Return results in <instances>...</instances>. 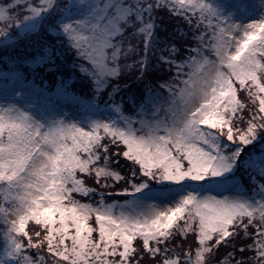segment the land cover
Returning <instances> with one entry per match:
<instances>
[{"label":"snow or ice","instance_id":"1","mask_svg":"<svg viewBox=\"0 0 264 264\" xmlns=\"http://www.w3.org/2000/svg\"><path fill=\"white\" fill-rule=\"evenodd\" d=\"M0 264H264V0H0Z\"/></svg>","mask_w":264,"mask_h":264},{"label":"rangeland","instance_id":"2","mask_svg":"<svg viewBox=\"0 0 264 264\" xmlns=\"http://www.w3.org/2000/svg\"><path fill=\"white\" fill-rule=\"evenodd\" d=\"M227 10L238 9L241 4L251 3L252 0H220Z\"/></svg>","mask_w":264,"mask_h":264},{"label":"trees","instance_id":"3","mask_svg":"<svg viewBox=\"0 0 264 264\" xmlns=\"http://www.w3.org/2000/svg\"><path fill=\"white\" fill-rule=\"evenodd\" d=\"M165 22H167V21L165 20ZM157 23L159 24V23H160V21L158 20V21H157ZM72 55H74V53H72Z\"/></svg>","mask_w":264,"mask_h":264}]
</instances>
